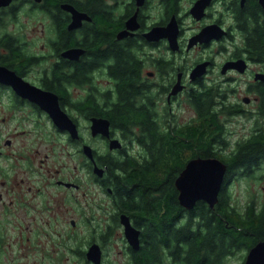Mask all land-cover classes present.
Returning <instances> with one entry per match:
<instances>
[{
    "label": "flooded vegetation",
    "instance_id": "obj_1",
    "mask_svg": "<svg viewBox=\"0 0 264 264\" xmlns=\"http://www.w3.org/2000/svg\"><path fill=\"white\" fill-rule=\"evenodd\" d=\"M100 13L116 26L113 47L137 58L139 81L162 124L195 119L189 95L206 87L226 141L217 149L229 152L238 141L264 134V43H258L264 0H0V264H96L87 255L92 244L103 264L105 241L114 234L123 239L119 263L135 264L122 212L104 217L100 199V190L112 191L104 169L100 175V159L129 152L106 116L84 111L88 97L100 105V91L114 95L117 88L112 53L100 62L93 48ZM209 25L221 34L188 45ZM68 49L75 56L65 55ZM193 50L201 53L187 62L184 55ZM219 53L224 56L217 59ZM200 62H206L203 73L191 78ZM7 70L39 89H18ZM177 82L181 89L171 93ZM43 91L55 96L75 132L57 124L45 106L53 99ZM181 105L194 112L182 122L173 109ZM94 116L109 120V137L92 132ZM235 126L245 131L229 143L225 136ZM112 137L121 147H109ZM257 160L264 161V153ZM127 215L139 229L140 246L141 229ZM160 256L154 264L173 263L171 253Z\"/></svg>",
    "mask_w": 264,
    "mask_h": 264
},
{
    "label": "trees",
    "instance_id": "obj_2",
    "mask_svg": "<svg viewBox=\"0 0 264 264\" xmlns=\"http://www.w3.org/2000/svg\"><path fill=\"white\" fill-rule=\"evenodd\" d=\"M95 17L99 32L93 48L100 51V62L112 53L115 61L110 72L117 88L114 95L100 91V105L88 97L84 111L106 116L112 130L139 146L137 152L122 149L100 159L105 184L112 190L109 216L116 219L119 212H125L140 227L141 244L131 251L135 264H154L165 258L160 253H171L172 264H228V256L239 249L248 250L264 236V203L251 200L238 209L227 189L232 175H249L259 164L264 134L238 141L229 152L217 149L226 141L211 110L213 94L206 87L189 95V103L197 111L195 119L176 127L162 124L161 116L154 113L152 97L139 81L137 58L113 47V21L102 13ZM259 37L258 43H264L262 32ZM104 42L109 45L102 49ZM78 68L82 70V65ZM213 155L227 165L218 201L211 207L198 200L191 209L184 208L177 199L175 176L188 158Z\"/></svg>",
    "mask_w": 264,
    "mask_h": 264
},
{
    "label": "water",
    "instance_id": "obj_3",
    "mask_svg": "<svg viewBox=\"0 0 264 264\" xmlns=\"http://www.w3.org/2000/svg\"><path fill=\"white\" fill-rule=\"evenodd\" d=\"M214 29L216 30L213 26H205L198 33L193 35L188 45L197 41L201 42L209 40L212 37H218L221 32H217ZM172 46H175V44H172ZM64 54L68 56H75V50L68 49L64 52ZM229 64L234 63H226L224 67ZM205 65L206 62L197 63L190 72L191 78L201 75L204 71ZM3 73L10 75L9 81H16L18 89H39L34 86H30L28 82L21 80L11 71L7 70V72ZM181 87L180 83L177 82L173 86L171 93H175L181 89ZM44 93L53 99L52 104L48 103L45 106L57 124L62 127H67L71 132H75V126L71 125L73 124L71 119L59 108L55 96L49 92ZM90 127L93 133L100 132V134L105 137H109L110 135L109 120L105 117H92ZM109 147H121L120 140L116 137L110 138ZM226 171V163L218 157L193 156L188 158L184 166L174 178V185L177 190V199L179 204L186 209H191L196 204V201L203 200L209 206H214V204L218 201L219 191L224 184ZM102 172L103 168L100 167V175ZM119 218L124 226V235L127 238L128 243L134 249H137L139 247V229L130 223L129 217L126 213H120ZM87 255L88 258L96 264L99 263L100 256L101 264V249L99 253L96 244H92L90 246ZM242 264H264V236L247 250Z\"/></svg>",
    "mask_w": 264,
    "mask_h": 264
},
{
    "label": "rangeland",
    "instance_id": "obj_4",
    "mask_svg": "<svg viewBox=\"0 0 264 264\" xmlns=\"http://www.w3.org/2000/svg\"><path fill=\"white\" fill-rule=\"evenodd\" d=\"M200 53L201 50H193L184 55V57H186V61L189 62L193 58L199 56ZM223 56V53H219L215 57L220 59ZM173 109L177 112L180 122L186 119L189 120V116L194 115L193 110L188 105H181L179 108L174 106ZM234 129V132L226 134L225 136L229 143H233L237 137L242 135L241 132L245 131L244 129L239 128V126H235ZM123 143L126 144L128 152L134 153L139 149L138 144L133 141L124 140ZM102 148L103 143L100 141V150ZM236 174H234V178L230 180L227 185V189L230 194V201L234 204V206L238 209H244L246 204L251 200H254L257 204L264 203V161L259 162L249 175ZM110 195V192L106 189L100 190V199L102 200L104 207H106L104 211V217L106 218H109V212L112 209ZM123 247V239L119 234H114L107 241H105V256L103 264H120L119 261L122 258H120L121 255L119 254L118 249H122ZM246 252V249L236 250L233 254L228 256L227 263L242 264Z\"/></svg>",
    "mask_w": 264,
    "mask_h": 264
}]
</instances>
